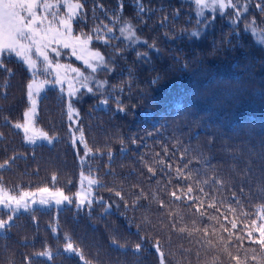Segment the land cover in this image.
<instances>
[{
  "label": "trees",
  "instance_id": "trees-1",
  "mask_svg": "<svg viewBox=\"0 0 264 264\" xmlns=\"http://www.w3.org/2000/svg\"><path fill=\"white\" fill-rule=\"evenodd\" d=\"M74 1V32L91 35L109 67L93 73L92 93L45 85L34 124L53 144L14 127L36 75L13 54L0 60V186L72 197L14 214L0 264H264V244L247 236L264 222V0H234L245 3L240 22L232 8L200 19L193 0ZM127 24L135 41L120 33ZM81 174L97 181L90 206L76 201Z\"/></svg>",
  "mask_w": 264,
  "mask_h": 264
},
{
  "label": "snow or ice",
  "instance_id": "snow-or-ice-1",
  "mask_svg": "<svg viewBox=\"0 0 264 264\" xmlns=\"http://www.w3.org/2000/svg\"><path fill=\"white\" fill-rule=\"evenodd\" d=\"M197 5L202 7H216L218 6L221 12L227 8H232L236 11V15L239 16L241 9L238 7L234 0H195ZM60 3H65L68 9L67 17H59L56 11L52 12V19H49L47 15H38L37 8L43 9L47 13L50 9L58 8ZM80 3H71L70 0H55V3L50 0H0V54L3 53H14L17 57L23 59L30 69H36L37 60L33 58V49L35 55L42 58L44 71L53 72L54 79L41 81L37 83L35 80L30 81L27 84V96L31 103V107L24 112V123H17L14 125L15 128H22L25 133V138L30 143H35L37 133L29 128V116L30 113L34 114L36 109V100L33 98L35 94H38L41 87L44 84L50 83L52 85H60L63 89L65 81H67V94L69 97H74L80 91L79 88L74 87L71 79L68 78L67 72L70 70L79 78V83L82 87L86 88L89 93L93 92V88L89 86L91 80L90 76H85L79 68H72L70 65L61 64L59 60H53L49 56V49L51 53H54L56 57L61 55L60 48L72 49V55L77 60L83 61V64L92 70L93 73L98 71L99 66H103L108 69L109 65L105 56L99 50H91L88 48V44L92 41L91 35L72 36V18L75 16L77 9L81 8ZM246 10V9H244ZM111 32L112 29H108ZM122 36L126 34V39L135 41V33L130 24L120 29ZM195 35V33H193ZM96 39L102 43H108L107 39L103 36H98ZM55 45V46H54ZM79 49L80 54H77ZM138 57L146 54H137ZM63 70V73H62ZM98 89L103 88L105 81H96ZM106 104L107 100L101 101ZM75 109L72 106L71 101L68 103V114L71 118ZM31 131V134H29ZM39 136L43 139H47V134L39 133ZM80 139L83 140V133L81 132ZM75 143V141H74ZM87 149V145H85ZM8 164L6 160L4 167ZM151 171V169H149ZM87 179L89 188L84 189L81 187L75 195L77 197L78 206H83L87 203L89 206L92 204V191L91 186L95 185L97 181L90 177H84L81 174V184L83 180ZM192 188L189 187L188 192L191 193ZM203 192V189H201ZM115 195L121 197V192L116 191ZM172 196H176L173 192ZM32 198L31 203L39 206L61 205L63 202L71 203L69 196L64 195L62 190L57 189L52 191L48 187H38L35 191H21L19 196L8 195L7 190L0 186V208L8 209L12 213H18L21 209L27 210L29 208V198ZM38 197V199H36ZM103 203V201H100ZM214 207V205H209ZM217 212L219 208L215 209ZM227 210V209H226ZM199 211V209H197ZM201 219L204 217V213H200ZM13 220V216L9 215L8 218L0 219V230H4L10 227V222ZM227 220V217H225ZM254 231L258 233V238L254 237L253 231H248L247 236L249 240L256 243L264 244V222L256 226V220L252 221ZM232 228H236V223L232 222ZM55 231V229H54ZM141 245L137 244L136 248L140 249ZM65 250L68 252H78L79 250L73 247L71 242L65 245ZM40 256L51 257L50 252L38 253ZM80 258L83 260L84 257L81 254ZM85 264H89L85 261Z\"/></svg>",
  "mask_w": 264,
  "mask_h": 264
},
{
  "label": "rangeland",
  "instance_id": "rangeland-1",
  "mask_svg": "<svg viewBox=\"0 0 264 264\" xmlns=\"http://www.w3.org/2000/svg\"><path fill=\"white\" fill-rule=\"evenodd\" d=\"M194 1V4H195V7H196V12H197V15H198V17L201 19L209 10H217V11H220L221 12V10L219 9V7L218 6H216V7H212V6H209V7H202V6H200V5H197L196 4V2H195V0H193ZM241 1H247V0H241ZM50 2H52V3H55V0H50ZM70 2L71 3H73V4H75V3H77L76 1H74V0H70ZM209 2H210V0H209ZM41 3H43V0H41ZM78 3H80V2H78ZM81 4V3H80ZM244 8H245V3L243 4V7L242 8H240L241 9V12H240V14H239V16H237L236 15V11H235V16H233V17H229V20H231V21H236V22H240L241 20H242V15H243V12H244ZM81 9H82V7L81 8H79V9H77V11H76V14H75V16L72 18V36H82V35H80V34H77V33H75L74 32V27H73V24H74V21L77 19V17H79V15L81 14ZM226 10V9H225ZM224 10V11H225ZM53 11H56L57 12V14H58V16L59 17H67V14H68V9H67V7H66V4L65 3H60L59 4V6H58V8H55V9H50L47 13H45L44 11H43V9H41V8H37V13H38V15H41V16H43V15H47L48 16V18L49 19H52V12ZM223 11V12H224ZM242 14V15H241ZM244 22V24L250 29V30H252L253 31V33L257 36V38L258 39H261V40H263V36H261L263 33L259 30V29H257V27H256V25L253 23V22H251L250 20H244L243 21ZM83 37V36H82ZM55 46V45H54ZM88 48L89 49H91V50H94L93 48H91L90 47V44H88ZM60 51H61V55L59 56V57H54V53H51V51H50V49H49V56H50V58L51 59H53V60H59V62L61 63V64H66V65H70L72 68H79L80 70H81V72H83L84 74H85V76H90L91 77V80H90V82H89V84L92 82V80H93V72H92V70L90 69V68H88L86 65H84L83 64V61H80V60H77L76 59V57L74 56V55H72V49L71 48H69V49H63L62 47L60 48ZM11 54H13V55H15L14 53H11ZM77 54L79 55L80 54V52H79V49H77ZM7 56V55H10V53H3V54H0V60H1V58H2V56ZM16 56V55H15ZM17 57V56H16ZM17 58H19V59H21L22 61H23V59L22 58H20V57H17ZM33 58L34 59H36L37 60V67H36V69H30L31 71H33L34 72V75H36V78L34 79L37 83H39V82H41V81H46V80H52V79H54V71L53 72H45L44 71V65H43V61H42V58H39V57H37L36 55H35V50L33 49ZM24 62V61H23ZM25 63V62H24ZM26 64V63H25ZM27 65V64H26ZM97 67L99 68L100 66L99 65H97ZM39 71H42V72H44V73H47V74H49L50 75V78L49 79H44V80H42V79H40V77H38L37 76V73L39 72ZM62 73H63V70H62ZM67 76H68V78L69 79H71L72 80V82H73V84H74V87H76V88H79V89H81L82 88V86H81V84L79 83V78H77L76 76H75V74L74 73H72L70 70L67 72ZM46 84H48V83H46ZM46 84H44L43 85V87H41V89H40V91H39V93L38 94H35L34 95V99L35 100H37L38 99V97H39V95H40V93L42 92V90L44 89V87H45V85ZM60 86V85H59ZM61 87V86H60ZM63 91L65 92V94H66V96H68V94H67V81H65V83H64V85H63ZM69 97V96H68ZM37 101H36V109H37ZM36 109H35V113L34 114H31L30 113V116H29V128H30V130H34L36 133H37V136H36V138H35V143H30V142H28L27 140H26V138H25V141L27 142V143H30V144H36V143H46V144H53L54 143V141H55V139H56V136H54V135H50L48 132H46V131H44L43 129H41V128H39V127H37L35 124H34V118H35V114H36ZM25 122V121H24ZM23 122V123H24ZM20 130L23 132V134H24V136H25V133H24V130L22 129V128H20ZM39 133H45V134H47V139H43V138H41L40 136H39ZM29 134H31V131H30V133ZM82 187L84 188V189H88L89 188V184H88V180L87 179H85L84 180V183H83V185H82ZM92 187H93V185L91 186V191L93 190L92 189ZM52 190V189H51ZM81 190V189H80ZM33 191H35V190H33ZM52 191H56V190H52ZM63 192V191H62ZM7 194L8 195H13V194H11V193H9L8 191H7ZM63 194L64 195H67V194H65L64 192H63ZM15 196H19V194L18 195H15ZM68 196V195H67ZM70 197V196H69ZM36 199H38V197L36 198ZM70 199H71V203H72V197H70ZM31 200H32V198L30 197L29 198V208H32V207H40V208H44V209H47V208H51V207H61V206H63V205H66V204H70V203H68V202H63L61 205H54V203L53 204H51V205H49V206H39L38 204L37 205H34V204H32L31 203ZM76 201H77V197H76ZM28 208V209H29ZM2 210H8V209H4V208H0V213L2 212ZM22 210H25V209H21L20 211H22ZM9 211V210H8ZM19 211V212H20ZM10 212V211H9ZM14 214H16V213H12V212H10L9 213V215H14ZM8 215V216H9ZM8 216L6 217V218H3V217H1L0 216V219H7L8 218ZM4 230H0V233H2ZM68 252V251H67Z\"/></svg>",
  "mask_w": 264,
  "mask_h": 264
}]
</instances>
